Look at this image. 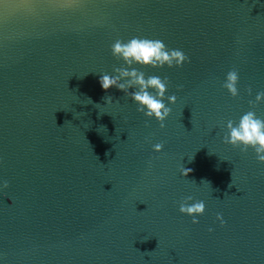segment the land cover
I'll return each mask as SVG.
<instances>
[{
    "label": "water",
    "instance_id": "obj_1",
    "mask_svg": "<svg viewBox=\"0 0 264 264\" xmlns=\"http://www.w3.org/2000/svg\"><path fill=\"white\" fill-rule=\"evenodd\" d=\"M133 37L190 61L133 65L168 80L163 129L99 83ZM260 92L264 0H0V264H264V164L224 143Z\"/></svg>",
    "mask_w": 264,
    "mask_h": 264
},
{
    "label": "clouds",
    "instance_id": "obj_2",
    "mask_svg": "<svg viewBox=\"0 0 264 264\" xmlns=\"http://www.w3.org/2000/svg\"><path fill=\"white\" fill-rule=\"evenodd\" d=\"M111 53L118 61H123L127 67L121 66L113 69L114 74H101L99 83L102 89L107 92L112 88L123 92L138 107L137 112L143 114L147 119H155L161 129L164 128V121L170 115L171 109L164 103L167 92V78L161 79L156 75L146 76L144 72L138 71L133 65L144 68L160 69L164 66L168 68L182 67L190 62L189 58L181 50H169L159 39H149L133 37L127 41L116 40L111 45ZM239 73L233 69L226 75L223 87L236 98L239 95L238 85ZM132 90V91H130ZM251 95V88L248 90ZM106 99V98H105ZM111 101V97H107ZM264 102V92H260L255 97V102H249L252 108ZM169 104L176 103V97H168ZM224 143L233 148H239L242 153H246L249 148L253 149L256 158L260 164H264V119L258 118L255 111H248L243 114L238 123L229 120L227 122V135ZM163 144L158 143L153 146V151L160 153L163 150ZM190 169L182 172L187 176ZM8 183H3V188H8ZM189 196L180 203L179 212L182 215L192 217V223L198 224L196 217L202 216L205 212V204L202 201L191 202ZM216 219L224 225L222 215L218 214ZM212 229H209L211 232Z\"/></svg>",
    "mask_w": 264,
    "mask_h": 264
}]
</instances>
